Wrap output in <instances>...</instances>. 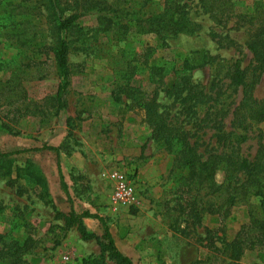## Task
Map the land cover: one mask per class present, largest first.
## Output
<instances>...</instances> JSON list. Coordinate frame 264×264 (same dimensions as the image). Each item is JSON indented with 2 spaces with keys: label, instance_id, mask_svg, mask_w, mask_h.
<instances>
[{
  "label": "rangeland",
  "instance_id": "1",
  "mask_svg": "<svg viewBox=\"0 0 264 264\" xmlns=\"http://www.w3.org/2000/svg\"><path fill=\"white\" fill-rule=\"evenodd\" d=\"M183 1L196 29L166 40L154 34L122 38L106 33L97 14H83L70 36V86L61 110L51 101L60 78L53 59L54 17L47 3H0V235L7 242L30 236L35 240L23 264H115L102 256L95 240L82 239L76 226L65 230V221L57 214L71 211L105 220L116 247L133 264H264V248L245 249L236 259L230 247L249 224L250 212L258 211L259 200L238 204L226 219L211 215V198L205 191H185L182 174H171L174 154L151 138L142 115L125 107L128 100L119 89L129 85L150 92L154 86L149 67L160 64L181 71L197 54L206 55L207 65L193 71L192 80L207 90L225 78L228 64H252L247 43L253 29L247 22L263 17L264 0H232L234 15L226 26L205 14L198 0ZM118 2L136 17L164 8V0ZM147 48L154 49L149 67L137 62ZM160 95L164 106L171 103ZM254 96L264 98V74ZM119 97L122 103L116 101ZM240 98L241 91L236 102ZM230 120L224 122L227 131ZM204 133L200 152L215 142L213 132L205 130L199 136ZM255 138L249 135L242 145L249 158L257 151ZM58 163L68 195L61 186ZM116 173L132 182L134 205L112 202ZM215 181L217 186L224 184V172L219 171ZM83 223L89 233L103 236L98 220Z\"/></svg>",
  "mask_w": 264,
  "mask_h": 264
},
{
  "label": "trees",
  "instance_id": "2",
  "mask_svg": "<svg viewBox=\"0 0 264 264\" xmlns=\"http://www.w3.org/2000/svg\"><path fill=\"white\" fill-rule=\"evenodd\" d=\"M4 1L6 0H0V3ZM44 2L54 17L56 45L53 59L60 84L51 101L53 107L60 110L66 107L64 97L70 86V36H73L77 22L83 14H97L103 32H114L122 38L136 33L154 34L161 40H166L192 34L196 29L188 17V6L183 0H164L161 13L137 17L129 13L128 8L120 5L118 0H75L73 4L63 0ZM198 3L201 10L218 26H226L233 18L232 0H198ZM248 23L253 29L247 43L253 56L252 64L247 67H242L240 61L228 64L225 78L217 81L211 89L207 90L201 84L195 83L191 76L193 71L207 65L205 54L188 58L181 71L176 72L174 68L169 70L160 64L149 67V57L154 52L152 48L143 50L137 62L149 67L150 84L154 86V90L146 92L129 85L119 88L125 92L128 100L125 107L142 115V121L150 130L151 138L165 151L174 154L171 174H182L180 180L182 187L186 188L185 191H205V197L211 198L208 201L211 215L226 219L231 209L238 204L247 205L251 198L259 200L258 211L250 212L249 224L241 228L230 246L231 257L236 259L245 249L264 248V129L258 128L264 125V98L257 100L254 96L264 74V15L261 19L250 18ZM229 44L234 45L231 42ZM125 80L129 83L130 78L126 76ZM225 80L228 81L227 84H223ZM216 88L218 90L212 94ZM239 91L241 98L236 102ZM160 94L171 100V103L164 106L160 102ZM116 101L123 102L121 97ZM229 117L231 130L227 131L224 122ZM205 130L213 132L211 138L215 142L212 146L208 144L200 152V141L206 133L201 136L199 133ZM249 135H256L255 139L258 141L256 154L252 158L242 152V145L249 140ZM44 149L57 154L59 152L56 148ZM58 171L63 191L68 195V187L59 163ZM219 171L224 172L225 182L217 186L215 177ZM57 216L64 219L65 230L76 226L82 239L95 240L102 256L106 255L109 261L115 264H133L118 250L108 224L99 216L89 212L78 215L74 211L68 215L58 213ZM84 219L98 220L103 228V236L89 233L83 223ZM34 242L31 236L22 242H7L0 235V262L23 264V257L34 249ZM93 264L99 262L94 261Z\"/></svg>",
  "mask_w": 264,
  "mask_h": 264
},
{
  "label": "built area",
  "instance_id": "3",
  "mask_svg": "<svg viewBox=\"0 0 264 264\" xmlns=\"http://www.w3.org/2000/svg\"><path fill=\"white\" fill-rule=\"evenodd\" d=\"M112 202L118 206H131L136 203V193L132 182L123 173H116Z\"/></svg>",
  "mask_w": 264,
  "mask_h": 264
}]
</instances>
